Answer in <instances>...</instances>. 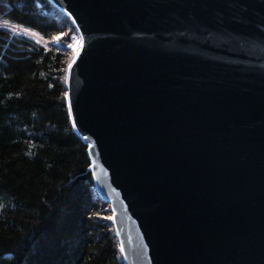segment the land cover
<instances>
[{
  "label": "water",
  "instance_id": "obj_1",
  "mask_svg": "<svg viewBox=\"0 0 264 264\" xmlns=\"http://www.w3.org/2000/svg\"><path fill=\"white\" fill-rule=\"evenodd\" d=\"M48 2L121 263L264 264V0Z\"/></svg>",
  "mask_w": 264,
  "mask_h": 264
},
{
  "label": "trees",
  "instance_id": "obj_2",
  "mask_svg": "<svg viewBox=\"0 0 264 264\" xmlns=\"http://www.w3.org/2000/svg\"><path fill=\"white\" fill-rule=\"evenodd\" d=\"M75 32L48 0H0V264H122L66 105Z\"/></svg>",
  "mask_w": 264,
  "mask_h": 264
},
{
  "label": "rangeland",
  "instance_id": "obj_3",
  "mask_svg": "<svg viewBox=\"0 0 264 264\" xmlns=\"http://www.w3.org/2000/svg\"><path fill=\"white\" fill-rule=\"evenodd\" d=\"M17 31H20V32H22V33L29 34V35L33 36L32 34H30V33H28V32H25V31H21V30H17ZM64 36H66V34L63 35V36H61V35H59V36H54V37L52 38V42H53L54 44H58V43L60 42V38H64ZM33 37H34V36H33ZM70 38H71V39H70V44H68V49L71 51L72 56H75L76 53H77L78 50H79L80 40H79L78 35H77L76 32H75L74 34H72ZM106 209H107V207H106Z\"/></svg>",
  "mask_w": 264,
  "mask_h": 264
},
{
  "label": "clouds",
  "instance_id": "obj_4",
  "mask_svg": "<svg viewBox=\"0 0 264 264\" xmlns=\"http://www.w3.org/2000/svg\"><path fill=\"white\" fill-rule=\"evenodd\" d=\"M9 258H11V257H9Z\"/></svg>",
  "mask_w": 264,
  "mask_h": 264
},
{
  "label": "snow or ice",
  "instance_id": "obj_5",
  "mask_svg": "<svg viewBox=\"0 0 264 264\" xmlns=\"http://www.w3.org/2000/svg\"><path fill=\"white\" fill-rule=\"evenodd\" d=\"M65 95H67V94H65Z\"/></svg>",
  "mask_w": 264,
  "mask_h": 264
}]
</instances>
